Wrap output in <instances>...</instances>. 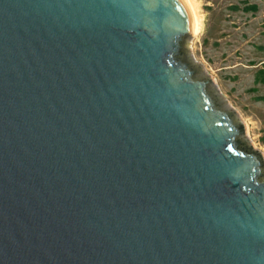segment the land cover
<instances>
[{
  "label": "water",
  "instance_id": "95a60500",
  "mask_svg": "<svg viewBox=\"0 0 264 264\" xmlns=\"http://www.w3.org/2000/svg\"><path fill=\"white\" fill-rule=\"evenodd\" d=\"M193 33L185 0H0V264H264V154Z\"/></svg>",
  "mask_w": 264,
  "mask_h": 264
},
{
  "label": "rangeland",
  "instance_id": "374dc122",
  "mask_svg": "<svg viewBox=\"0 0 264 264\" xmlns=\"http://www.w3.org/2000/svg\"><path fill=\"white\" fill-rule=\"evenodd\" d=\"M189 1L199 19L191 56L264 154V0Z\"/></svg>",
  "mask_w": 264,
  "mask_h": 264
},
{
  "label": "bare ground",
  "instance_id": "6f19581e",
  "mask_svg": "<svg viewBox=\"0 0 264 264\" xmlns=\"http://www.w3.org/2000/svg\"><path fill=\"white\" fill-rule=\"evenodd\" d=\"M185 2L187 3V5L189 6L190 10H191V13H192V16H193V20H194V33L195 34L198 29H199V19L195 13V10L193 8V6L191 5L190 1L189 0H185Z\"/></svg>",
  "mask_w": 264,
  "mask_h": 264
}]
</instances>
